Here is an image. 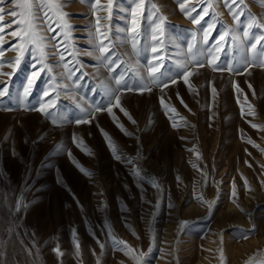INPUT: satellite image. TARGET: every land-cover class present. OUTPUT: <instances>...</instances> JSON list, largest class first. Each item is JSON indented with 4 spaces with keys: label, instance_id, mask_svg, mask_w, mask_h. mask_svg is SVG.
Listing matches in <instances>:
<instances>
[{
    "label": "rangeland",
    "instance_id": "rangeland-1",
    "mask_svg": "<svg viewBox=\"0 0 264 264\" xmlns=\"http://www.w3.org/2000/svg\"><path fill=\"white\" fill-rule=\"evenodd\" d=\"M245 3L247 10L238 22L229 16L222 4L213 3L209 15L199 25H194L179 10L175 0H146V7L155 4L160 9L153 20L158 22L160 15L166 17L164 33H155L160 42L153 44V24L147 11L137 18L139 34L133 37L128 31L132 27V0H113L111 13L108 0H100L95 16L90 5L73 0L64 8L71 13L68 23L72 25L67 47L69 52L73 51V46L82 52L101 40L109 41L106 46L114 47L119 57H113L115 75L127 72L131 82L130 69L143 66L146 73L153 46L159 50L163 69L175 71V61L185 60L188 44L202 42L203 30L209 23H215L206 47L213 48V56L219 57L221 65H226L239 60L241 51L231 37L220 43V51H216L224 25L242 34L250 23L248 11L258 20L264 18V4L260 0H245ZM187 6L196 8L193 13L196 16L208 2L188 0ZM97 17H100L99 33L96 32ZM6 21H11V17H6ZM37 23L42 28L56 29V33L48 35H57L56 43L63 45L64 30L58 28L53 13L39 12ZM16 30L15 25L5 29L6 43L2 46L5 57L17 55L16 51L9 50L17 44L16 38L10 36V32ZM252 32L264 34V29L254 27ZM133 39L139 41L138 48L142 50L139 57L132 49ZM39 56V51L25 52L18 71L10 80L0 75V81L8 80L13 92H22ZM65 56L68 59L67 53ZM185 62L188 63L186 70L197 73L189 77V85L180 79L163 93L156 88L143 95L134 92L123 96L122 106L136 124L119 109H113L125 128L134 133L131 137L118 129L106 111L98 114L91 124L73 122L61 127L52 125L50 118L39 112L0 109V236L6 232L9 239L8 229L14 227L13 234L17 237L12 235L9 240H21L29 253L39 255H36L40 258L39 264H97L98 261L99 264H134L129 256L113 250L111 236L145 252L150 239L155 237L153 251L145 264H264V151H261L264 149V68L254 66L250 75H241L213 71L207 60L202 69ZM68 63L79 70L72 81H64L71 85V90L58 93L56 111L73 119L79 115L77 103L87 106L104 99L100 81L109 78V70L95 59L82 55L77 57L75 65L71 59ZM39 67L42 68L43 63ZM0 71L11 72L12 68L5 63ZM60 71L59 67L55 69V72ZM55 72L42 74L28 99L29 104L37 105L49 76ZM233 82L243 91L237 92ZM177 93L187 108L177 99ZM162 95L176 108L178 115L174 119H169L172 113L165 115L159 102ZM248 104L252 105V114L244 117L241 109L247 113ZM8 105L12 107L10 100ZM250 122L260 127L254 129ZM173 123L181 126L173 128ZM101 129L141 168L143 180L132 175V165L113 157ZM74 134L83 139L93 155L73 143ZM249 139L253 143H248ZM61 142L66 145V151L57 154L54 145ZM73 159L92 170L93 176L82 174ZM193 164L197 167L193 168ZM204 174H207V182ZM10 178L15 179H11L12 184ZM153 179L160 184L159 189L151 186ZM245 179L248 188L244 187ZM233 182L237 191L235 198L231 196ZM18 201L27 207L17 212ZM209 204H212L211 212ZM73 229L76 230L75 238ZM27 238L30 242L25 241ZM97 240L106 245L104 250ZM76 241L81 246L79 256ZM57 246L60 254L53 252Z\"/></svg>",
    "mask_w": 264,
    "mask_h": 264
},
{
    "label": "snow or ice",
    "instance_id": "snow-or-ice-1",
    "mask_svg": "<svg viewBox=\"0 0 264 264\" xmlns=\"http://www.w3.org/2000/svg\"><path fill=\"white\" fill-rule=\"evenodd\" d=\"M73 0H0V68L3 67L5 63L12 68L11 72H2L0 75L10 78L18 71L19 66L23 62L24 53L31 50L39 51L40 56L37 57V64L34 65V70L31 76L27 77V83L23 86V91L13 92L9 86V81H0V109L4 111H14V110H24V111H35L43 114L46 118H50L51 124L54 126L63 127L66 124L75 123L76 125L82 124H91L96 119L98 114L106 111L112 118L118 129L125 135L131 137L134 135L129 131L125 126L119 121L116 117L113 109H119L121 113L132 123L136 124L137 121L131 116V114L122 106V99L125 94L129 93H139L143 95L145 92L151 93L154 89L158 88L162 93L165 92L170 86L176 85L180 79L186 85H189V77L196 75L197 73L190 72L187 69L188 62L194 64L198 69L205 67V60H207V65L211 67L213 71H227L230 74H251L250 69L254 66H259L264 68V34H256L252 32V29L260 28L264 29V18L257 19L251 15V12L248 11L250 16V23L245 27L243 33L240 34L237 31H234L231 26L224 25V30L218 37L216 51H220V43L225 41L228 37H231L232 41L238 46L241 51L239 60L235 62H228L226 65H221L219 57L213 56V48L206 47L209 43V37L213 30H215L216 24L209 23L208 27L203 30V40L202 42L197 41L196 43L188 44V51L186 54L185 60L176 59L174 68L175 71H166L163 69V61L159 58V50L153 46L151 48L152 57L148 60L146 66V73L143 71V66L139 68L130 69L132 72L131 82L127 78L128 73L123 72L119 75H115V69L113 64L116 63V60L113 59L116 56L114 47L109 48L106 46L109 41L101 40L99 43L92 44L90 49H85L82 52L75 50L73 46V51L69 52L67 47L68 39L71 36L72 25L68 23V19L71 16V13L64 11V8L72 3ZM81 3L90 5L93 9L92 15H96V8L100 4V0H80ZM179 10L185 15L186 18L190 19L194 25H199L201 21L204 20L206 16L209 15V11L213 7V3L220 5L222 4L226 8L229 16L235 22H238L240 16L244 14L247 10V5L245 0H207L208 6L196 16H193V13L196 12L194 6H187L188 0H175ZM255 2V0H253ZM132 27L128 31L132 34L133 37L139 34V23L138 17L142 16L145 11L149 13V19L152 20V41L153 44L159 43L156 32L159 31L161 34L164 33V26L166 24V17L160 15L157 20H153L152 17L159 13L160 9L152 4L150 8L146 7V0H132ZM261 4H264V0H260ZM113 0H108V6L111 13V7ZM6 5H11V7H6ZM47 9V11H45ZM155 10V11H153ZM44 12L45 15L48 12H51L55 15L58 21V28L63 29L62 33L65 35L66 39L63 42V45H58L56 43L57 35H48V33H56L57 30L49 27L42 28L40 24L37 23L38 13ZM219 16V13H216ZM6 17H11V21H6ZM99 21L100 17H97V29L96 32L99 33ZM220 22V21H217ZM222 23V22H221ZM13 25L16 26V31L10 32V36L16 38L17 44L9 50L16 51L17 55L15 57H5V50L3 45L6 43L4 40V32L6 28H11ZM123 31V29H121ZM61 34V33H57ZM92 39H95L93 34H89ZM195 40V37H194ZM139 41L133 39L132 49L134 50L137 57L142 55V50L138 48ZM63 47L61 51L60 48ZM98 52V54H97ZM65 53L68 54V59H71L72 64L77 63L78 56H87L95 59L99 62L100 65H103L109 70V78L104 81H100V84L103 88L104 99L102 101H95V103L88 104L87 106L80 103L76 104L77 109L79 110V115L75 116L73 119H70L68 115L58 113L56 109L59 107V96L58 93L68 92L71 90V85L65 83L64 81H72V77L75 72L79 70L78 67H71L66 59ZM59 56V59L55 57ZM107 62V63H106ZM43 63V67H39ZM82 64V62H80ZM137 65L139 61L137 60ZM155 64V66H153ZM119 66V65H117ZM61 68L62 71L55 72L56 68ZM44 72L54 73V75L49 76V82L45 89L42 90V96H40L37 101V105H31L28 103L29 97L35 91V88L38 84V81L41 79V76ZM73 84L75 82L73 81ZM234 88L237 92H242L243 90L239 88V85L233 82ZM79 85H77L78 87ZM250 90H253V95H255L253 86L249 83L248 85ZM190 90L194 91L190 86ZM213 96L216 95V89H212ZM84 99V97H81ZM177 99L180 100L181 104H184L182 97L177 93ZM11 101L12 107H9L8 101ZM245 102H247V96L244 97ZM159 102L161 107L165 110V115L168 116L169 113L174 114L169 117V119H174L175 115H178V112L174 106L166 102L165 96L159 97ZM237 103L240 104L239 97H237ZM184 107L187 108V105L184 104ZM249 111L244 112L243 108L241 109V115L246 117L251 115L252 105L248 104ZM190 111V109H189ZM181 120H184L183 117H180ZM212 119V117H209ZM185 123H187L185 121ZM251 123V122H250ZM173 128L180 127L181 125L173 123L171 125ZM252 128L260 127L255 123H251ZM102 135L105 137L107 146L109 147L113 157L117 161H124L127 164L132 165V175L139 178L140 180L144 179V176L141 175V168H139L136 163L127 157V155L119 149V147L113 142L112 138L107 132L101 129ZM8 139V136H5V140ZM181 139H184L183 137ZM248 143H253L250 139ZM73 143L80 147L82 150L88 152L89 155H92L90 149H87L84 145L83 139H80L73 135ZM256 146V145H253ZM194 150V149H193ZM54 151L57 154H63L66 151V145L62 143H57L54 145ZM247 151V150H245ZM264 151V149H261ZM15 155V153L13 152ZM69 157L72 156L70 151L67 152ZM139 159V157L137 158ZM73 164L80 170L82 174L88 177L93 176V172L90 169L82 167L77 161L72 160ZM247 164L248 162L245 161ZM251 167V164H248ZM193 168L197 166L192 165ZM264 167V166H262ZM205 175V181L207 182V174ZM177 181H180V177H176ZM62 182V181H59ZM151 186L159 189L160 184L153 179ZM244 187L248 188V182L244 180ZM262 187H264V182H262ZM231 196L236 197L237 191L235 187V182H233ZM199 199V197H198ZM215 203V201H213ZM21 207H27V205H21L20 202H17L16 211L18 212ZM126 210V209H125ZM209 211H213L212 204H209ZM243 211V209H241ZM182 224H187L188 222H181ZM255 227V226H254ZM254 230V228H253ZM14 232V227L10 226L8 229L9 239L11 238ZM73 238L76 236V230H72ZM111 235V234H109ZM135 235V233H133ZM139 239V237H137ZM112 248L115 251H121L124 255L129 256L134 264H145L146 259L150 256L154 247L155 237L150 239V246L147 251H138L133 246L129 245L126 241L122 239H117L115 236H111ZM99 247L104 250L106 245L103 242L97 240ZM75 248L77 255H80L81 246L79 241H76ZM53 252L60 254L59 246L53 248ZM103 254V252L101 253ZM6 261V254H5ZM5 261H0V264H5ZM99 264V261L97 262ZM247 264V262H246Z\"/></svg>",
    "mask_w": 264,
    "mask_h": 264
},
{
    "label": "bare ground",
    "instance_id": "bare-ground-1",
    "mask_svg": "<svg viewBox=\"0 0 264 264\" xmlns=\"http://www.w3.org/2000/svg\"><path fill=\"white\" fill-rule=\"evenodd\" d=\"M8 114V113H7ZM5 116V115H4ZM6 120V119H5ZM87 138V137H86ZM31 139V138H30ZM82 139V138H81ZM168 139V138H167ZM166 139V140H167ZM175 139H176V137H175ZM94 141H95V139H94ZM94 141H92L93 142V144H94ZM176 141V140H175ZM98 142H99V140H98ZM62 143V142H61ZM138 143V142H137ZM102 144V143H101ZM167 145V144H166ZM174 145V144H173ZM94 146H95V144H94ZM164 146V145H163ZM20 147V146H19ZM165 147V146H164ZM103 148V147H102ZM101 148V149H102ZM105 148V147H104ZM163 148V147H162ZM95 149H96V147H95ZM1 150V149H0ZM97 150V149H96ZM105 150V149H104ZM143 150V149H142ZM78 151V150H77ZM166 151H168V150H166ZM76 152V151H75ZM79 152V151H78ZM160 152H163V151H160ZM79 153H81V152H79ZM82 154V153H81ZM80 154V155H81ZM96 154H97V152H96ZM136 154V153H135ZM170 154V153H169ZM93 155V154H92ZM162 155V154H161ZM3 156V155H2ZM82 156H84V155H82ZM96 156V155H95ZM137 156V155H136ZM141 156H143V155H141ZM140 156V158H143V157H141ZM163 156V155H162ZM97 157V156H96ZM104 157V156H103ZM102 157V158H103ZM134 157V156H133ZM85 158H86V156H85ZM3 159H4V157H2V161H3ZM92 159V158H91ZM135 159V158H134ZM63 162V161H62ZM137 162V161H136ZM142 162V161H141ZM14 163V162H13ZM61 163V162H60ZM139 163V162H138ZM116 164V163H115ZM105 165V164H104ZM112 165H113V163H112ZM102 166V165H101ZM106 166V165H105ZM116 166H117V164H116ZM115 166V167H116ZM68 167H69V164H68ZM104 168V167H103ZM113 168V167H112ZM116 169H118V167H116ZM3 172V171H2ZM1 172V173H2ZM76 172V171H75ZM118 172V171H117ZM77 173V172H76ZM67 174V173H66ZM70 175V174H69ZM2 176V175H1ZM12 176V175H11ZM73 178H74V176H73ZM11 179H14V178H10V180ZM14 181H15V179H14ZM81 181H82V179H81ZM73 183V182H72ZM81 183V182H80ZM11 184H12V180H11ZM82 184V183H81ZM7 185V184H6ZM79 185V184H78ZM79 187H80V185H79ZM117 188V187H116ZM70 198V200H71V197H69ZM74 198V197H73ZM77 199H78V197H77ZM85 200V199H84ZM7 216V215H6ZM8 217V216H7ZM7 219V218H6ZM7 222V221H6ZM5 224V223H4ZM7 224V223H6ZM16 230V229H15ZM5 231V230H4ZM16 232V231H15ZM27 234H25V236H27L28 235V232H26ZM6 234V232L5 233H3L0 237V261H5V254H6V261H5V264H39V262H38V259H40V258H38L39 257V255L38 254H36V255H38V257L36 256V255H34L33 253H29L26 249H25V247L23 246V244H21V240H19V239H16L15 238V240H9V239H7L8 237L5 235ZM16 234V233H15ZM18 234V233H17ZM8 235V234H7ZM13 236H15L14 234H12ZM21 235V234H20ZM19 235V236H20ZM15 237H17V236H15ZM21 237V236H20ZM26 238V237H25ZM22 239V238H21ZM30 239V238H29ZM19 240V241H18ZM23 240H25V239H23ZM25 241H29L28 240V238L25 240ZM30 242V241H29ZM33 242V241H32ZM31 242V243H32ZM34 243H35V240H34ZM34 243H32V245L31 246H33V244ZM36 244V243H35ZM36 246H37V244H36ZM36 248H34V250H35ZM31 250V249H30ZM37 251V250H36ZM39 251V250H38ZM37 251V252H38ZM32 252H33V247H32ZM35 252V251H34Z\"/></svg>",
    "mask_w": 264,
    "mask_h": 264
}]
</instances>
